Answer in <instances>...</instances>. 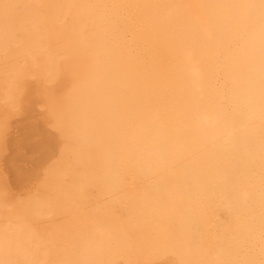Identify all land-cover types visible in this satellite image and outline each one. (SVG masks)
<instances>
[{
	"label": "bare ground",
	"instance_id": "obj_1",
	"mask_svg": "<svg viewBox=\"0 0 264 264\" xmlns=\"http://www.w3.org/2000/svg\"><path fill=\"white\" fill-rule=\"evenodd\" d=\"M0 264H264V0H0Z\"/></svg>",
	"mask_w": 264,
	"mask_h": 264
}]
</instances>
